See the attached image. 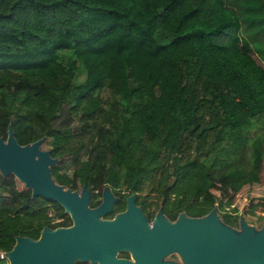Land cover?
<instances>
[{
  "label": "trees",
  "instance_id": "trees-1",
  "mask_svg": "<svg viewBox=\"0 0 264 264\" xmlns=\"http://www.w3.org/2000/svg\"><path fill=\"white\" fill-rule=\"evenodd\" d=\"M9 121L20 144L43 137L58 183L169 214L215 202L236 225L238 178L264 155V0H0V136ZM18 183L0 173V249L66 218ZM254 208L264 223V190Z\"/></svg>",
  "mask_w": 264,
  "mask_h": 264
},
{
  "label": "water",
  "instance_id": "water-1",
  "mask_svg": "<svg viewBox=\"0 0 264 264\" xmlns=\"http://www.w3.org/2000/svg\"><path fill=\"white\" fill-rule=\"evenodd\" d=\"M42 140L18 143L9 121L5 137L0 136V173L14 175L30 189V197L58 202L72 223L44 226L35 239L16 235L3 252L7 264H74L75 259L97 264H264V224L256 228L240 215L236 226L226 224L215 206L197 216L179 212L172 221L159 209L148 224L129 194L123 212L100 218L114 199L108 187H103L100 202L89 207L84 185L77 191L54 181L50 166L57 157L40 146ZM122 249L130 250L133 260L115 255ZM170 253L178 259L164 258Z\"/></svg>",
  "mask_w": 264,
  "mask_h": 264
},
{
  "label": "flooded vegetation",
  "instance_id": "flooded-vegetation-1",
  "mask_svg": "<svg viewBox=\"0 0 264 264\" xmlns=\"http://www.w3.org/2000/svg\"><path fill=\"white\" fill-rule=\"evenodd\" d=\"M54 181H55V180H54ZM19 182H20V181H19ZM57 183H58V182H57ZM60 184H61V183H60ZM22 185H23V184H22ZM62 185H63V184H62ZM83 185L85 186V184H81V185H80L79 187H77V188H70V187L65 186V185H63V187H68V188H70L71 190H77V191H79ZM104 186H107V187H108V189H109L110 193L112 194V196L114 197V199L112 200L111 207H110L109 211L106 212L105 214L99 215L100 218H103V219L112 218L115 214H117V213H119V212H123V211L126 209V207H127L126 196H128L129 194H133V200H132L133 205L136 206V207H139V208H140V211L144 214L145 219H146V222H147L148 224H151V221H152L153 217L155 216V214L157 213V211H158L159 209L161 210V214H162L165 218H167L168 220H171V221L174 220V219L176 218V216L178 215L179 212H183V214H186V215H190V216H191V214L186 213V211L184 210V205H183V207H181V209H178V210L175 211L173 214H169V213L164 209V206H165L167 203H165V205H163L162 203H160V204H158L157 206H155L154 204H152V205L149 206V205H146L147 202L149 201V198H148V197H143V195H139V194H138V191H131V192H129V193H125V194H123L122 191H121L120 193H117L115 190L110 189L108 185H103L100 189H88V188L85 186L86 190L88 191V203H87V205H88L89 207H94V206H96V205L100 202V200H101V195H102V189H103ZM29 190H30V189H29ZM124 191H125V190H124ZM96 193H98V194H96ZM36 196H39V195H36ZM92 197H94V198L97 199V202L94 203V204H91V198H92ZM43 198H44V197H43ZM45 199H47V198H45ZM50 200H51V199H50ZM53 201H54V200H53ZM55 202H56V201H55ZM56 203H58V202H56ZM58 204H59V203H58ZM143 204L145 205L144 207H143ZM59 206H60V204H59ZM60 207H61V206H60ZM215 207H216V206H215ZM61 208H62V207H61ZM210 208H211V207H210ZM210 208H209V209H210ZM209 209H208V210H209ZM208 210H207V211H208ZM62 212H63L64 216L66 217L65 220H64V223H60V224L55 225V226L43 225L42 227L47 226V227H50V228H55V227H57V226H69V225L72 223V221H71V219H70V216H69L68 213H66V212L63 211V208H62ZM205 212H206V211H205ZM205 212H202V213H199V214H193V215H194V216H197V215L204 214ZM60 219H61L60 217L54 216V217L51 219V222H59ZM236 225H237V223H236ZM236 225H233V226H236ZM42 227L39 229L38 234H37L36 237H34V238H33V237H30V238H32V239L37 238L38 235H39L40 230L42 229ZM18 235H19V234H18ZM15 236H16V235H15ZM15 236H14V237H15ZM21 236H25V235H21ZM27 237H29V236H27ZM13 242H14V240H13ZM12 244H13V243H12ZM12 244H11V246H12ZM11 246H10V247H11ZM10 247H9V248H10ZM9 248H8V249H9ZM8 249H0V260H2V262H3L4 264H7V259L4 257L3 252L6 251V250H8ZM115 255H116L117 257L126 258V259H128V260H133V258H132V256H131V252H130V250H128V249L117 250L116 253H115ZM166 256H167V255H166ZM164 258H165V257H164ZM73 263H74V264H77V263H79V264H97V263H91V262L88 261V260L83 261V260H79V259H75V260L73 261Z\"/></svg>",
  "mask_w": 264,
  "mask_h": 264
},
{
  "label": "rangeland",
  "instance_id": "rangeland-1",
  "mask_svg": "<svg viewBox=\"0 0 264 264\" xmlns=\"http://www.w3.org/2000/svg\"><path fill=\"white\" fill-rule=\"evenodd\" d=\"M238 44L241 48L247 49V43L245 39L240 35ZM44 148V144L40 145ZM21 185V183H18ZM264 190V155H259L255 153L250 154V162L247 170L238 178V186L236 191L232 195V199L228 207H235V212L237 215L242 216L248 224L259 228L263 225V221H253L257 214L260 212L257 209H253L252 213L246 212L249 210L250 204H253ZM165 204V203H162ZM212 206H216L215 202ZM217 212V211H216ZM165 258L178 259L175 253H170Z\"/></svg>",
  "mask_w": 264,
  "mask_h": 264
}]
</instances>
